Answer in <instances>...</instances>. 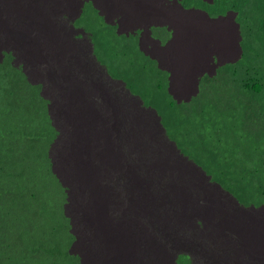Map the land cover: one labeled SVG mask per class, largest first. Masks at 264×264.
Segmentation results:
<instances>
[{
	"label": "rangeland",
	"instance_id": "obj_1",
	"mask_svg": "<svg viewBox=\"0 0 264 264\" xmlns=\"http://www.w3.org/2000/svg\"><path fill=\"white\" fill-rule=\"evenodd\" d=\"M7 1L12 3L13 5H9L8 3H6V5H3L6 6L7 9L0 6V55L1 56L2 54L10 55L13 65L22 67L24 73L27 75L29 79V82L33 84H38L41 87L42 95L48 100V108L50 107V111L53 116V119L60 120L61 123L62 119L60 118H62V116H59L57 114V110H61V109L54 110V100L52 95L56 97V99L59 98L58 101H61L62 94H63V98L65 96H67L68 98L69 94H71L72 92H75L76 94L81 96L80 91L82 90L80 89H84V87L88 83V79L86 78V76H84L79 71L76 72L77 68L75 61L72 58H70V56L76 54V57H84L81 56V54H83L84 51V46L82 45H84L85 43H89V39H85V35L81 34L82 32L78 34L79 30L76 27L74 28L72 27V24L75 22V17L67 18L68 16L67 17L63 16L66 15L67 10L70 13H74V10L81 7L82 1L80 0L45 1L48 4V7L54 6V10L53 11L48 10L46 4V8H45V11H47L46 13L43 12L44 9H41L38 12V14L41 15L39 18L32 17V19L35 20L38 19V24L35 27V33L32 32V36L35 40H37V42L36 41L31 42L32 36L30 37L25 36L24 38L22 36V38H20L18 33L20 24L18 21L20 20L22 21L24 18H26L27 10L34 8V6L36 7V4L34 3H37L39 0L38 1L7 0ZM211 1L213 0H209V1L205 0L203 3L201 0H189L188 5L193 3L196 7L204 8L205 10H207L208 14L211 15L214 12H216L215 5L214 4L211 6L209 5ZM184 3L187 4V2ZM16 21L18 22V24H16L17 23ZM28 23L29 26L32 25V21L30 19H28ZM76 25H80V23L76 22ZM227 25L231 27L232 33H234L236 36L235 38L233 37L230 38V40L233 39V43H232L233 49H231L233 54L231 55L232 56L236 55L237 57H239L238 34L236 33V28H235L236 25H238V22L231 23V20H228ZM70 29L72 33V38L74 39L72 44H71V39L69 37ZM76 33L78 34V36H76ZM140 34L142 36V33ZM131 35H133V38L129 42L132 48L130 52L131 53L130 55L132 57L131 64L136 62V64H138L137 65L138 67L141 65H148L149 64L148 60L143 57L141 50L138 48V44L135 40L136 38L135 34H131ZM166 35H168V33H163V37H165ZM60 46L62 47L59 48ZM202 56L205 55L202 54ZM46 58L53 59L56 62V64L60 67V70L51 73L49 76H47V74L45 73H42L41 70L42 63L45 67L47 66L48 61L45 60ZM125 58H126V66L130 65L128 64L129 56L127 57L125 56ZM38 60L42 61V63H35ZM122 64L112 68L116 75H124L125 71H124V66ZM141 70H142L141 72H145V69H141ZM147 74L153 83H157V82L161 83L162 81L163 83L167 82V76L163 72H157L153 74L151 71L147 70ZM106 83L107 80H103L101 82V88L97 89L94 92L95 99L93 103L97 102L100 99H103L107 105H111L110 103L107 102V98L109 96L105 86ZM180 85L183 90L190 87V84L185 81H181ZM229 86L231 92H233L235 85L232 82H229ZM56 90H59V92L56 93ZM161 95L164 96V94ZM195 97L199 102L198 100L199 95L196 94ZM166 98L167 97H165V99ZM197 101L194 100V103H196ZM98 105L99 104H93L90 106L89 104H87L86 106H83L81 99L79 97H74V95H71L69 98L68 110L70 112L74 109H85L86 111H92ZM202 105L203 102L200 100L199 111L197 113V123L199 126L204 127V131L205 133H207V135L208 134L210 135L214 131L215 126L210 122V120L206 121V118H204L205 111L202 109ZM174 110H175L174 108L169 109L171 113ZM138 116L139 114L136 112L132 117V119ZM182 118H183L182 114H179L178 119L182 120ZM77 122H78L77 118L74 116V114L69 113L66 119L67 125L70 126L73 123H77ZM85 122L86 120L82 119L78 127H81L80 129L85 128ZM134 122L137 125H139V123H137L135 119ZM155 124L157 123L153 120V118H146L144 132L141 127V131L144 133V136L142 138V141H144L143 147H140L135 142L130 141L129 142L130 146L126 147L124 150L120 152L117 151L116 146H111L109 151L97 157V161L93 163L91 169L89 168V170L85 172V174L79 176L77 172H74L70 174L69 175L70 177L68 178H65V176H63L62 178L59 179V181L62 184L65 183V185L68 187L67 189L69 192L74 190H84L85 195L91 198L92 201H94V204L91 203L90 206V208L92 209L91 211L92 217L85 218V220H83L79 216L81 203H78L77 201L70 206L71 200L73 199V193H70L69 200L65 202L64 207H65V211L68 213L67 215L69 216V222L71 224L72 232L79 234L80 237L82 238L89 239L84 234H86L88 228L91 227L94 230V234H96V236L100 235V237H107L110 240V244L108 245L106 244L102 245L100 244L99 241H92V244L94 245L92 244L85 245L86 249L84 251L82 249L83 240L74 241L72 244L73 246L72 250L76 254L81 255V259L84 264H93L98 259L101 260L99 253L97 252L99 251L98 249H104L105 251H108L110 253L123 252L121 237L117 234H114L112 236L108 228L112 223V220H117L122 225L124 224L129 225L125 227L129 231H134L137 235V239H135L134 242L135 241L139 242L146 239L145 236H142L141 226H144L145 229L146 220L149 219L146 218L143 213L141 212L139 213L137 211V200L141 198L143 191H145V193L148 195V193H151V190L153 189L150 188L147 182H144L141 186V189L143 191L138 188L118 187L117 185L124 178H127V176L121 172H119L118 174L116 171L117 169L121 170L124 161L127 160L132 154L135 155L139 154L140 150L143 153L145 152L147 157L150 158V150H152V146L155 144V138H156L154 134ZM135 129L133 135H131V138L132 136L133 137L135 136L134 138H137L138 136L137 127H135ZM76 131L79 132L78 130ZM246 133L247 130L243 128L242 130L243 137H245ZM106 135H107L108 143L105 144L108 145L109 143H113L114 140L118 137V134L116 132L109 133ZM253 136H254L253 133L247 134V138ZM70 141L72 140L69 138L68 135H66L65 137L63 136L61 138V143L63 144L64 147L67 145V149L69 150H70V145L67 142ZM96 144L97 142H94L88 148H92ZM131 145H134L136 147H133ZM256 145H262V159L264 160V136L260 138V141L256 142ZM107 158L112 160L116 170L111 164V162H108ZM196 160L204 167H207V171H209L210 173H212V171L217 167L216 161H214V158L212 156L209 157L208 163H206V160H204L202 157L196 158ZM218 171L221 175L225 173L226 168L224 167V165H221L218 168ZM176 176L177 177L179 176L177 181L174 179L177 187L174 193L168 192L167 194V203H169L170 205L174 204V208L172 211H169L170 209H167L166 219H170V220L182 219V216H185L186 224L184 225V227L187 228V226H189L190 224L191 227L195 231H197V221L191 222V219L195 218L194 215L197 214H198L197 218H200L199 215L204 214L205 207L202 205H198V209L194 207L191 212L188 211L190 207L194 204L192 199L189 197V195L186 198H184V193L188 194L184 186L188 183L190 179L189 173L187 169L180 167L176 173ZM99 195H101L102 199L105 201V204L102 203V199L99 200ZM169 198H172L173 202L170 201ZM103 205H105L106 207L103 208L102 211H98L97 206H103ZM257 213H259L262 217H264V210H258ZM206 214L204 215V217H206ZM222 219L223 221H227V220L232 222L238 221V224L232 227V232H236L237 235L242 234V237L240 238L239 242L236 245L232 246V248L229 251V255H227L225 251H222L221 253L218 252L209 253L211 251H209L207 247L210 245L211 240L213 239H210L211 237L209 238L206 237V240L200 241L198 240L199 238H197L196 240V237H200V235L204 233V230H202L201 232H198L197 235L195 236V245L198 247L197 251L190 252L191 257L193 259V264H237L236 263L237 260H241V258H238L235 252L236 251L235 248L238 246L237 249L238 254L241 255L246 251H251L252 248L257 243L256 239L254 238H249L248 240H246L245 234L250 233L254 230V229L251 230V228L258 227L257 228L258 231L264 229V228L260 229V225L264 224L260 218H258L257 216L251 218L248 215H246L244 212L243 213L238 212V209H236L235 212L232 213L231 215L226 214L225 216H223ZM89 223H92L91 224L92 226ZM178 228L179 229H175L173 231L167 232V235H165L162 225L161 226L154 225L153 230L150 233V238L154 241V243L156 241L162 242L164 244L166 251L165 253L162 254L160 251V255L162 256L156 257L155 256L157 254L156 246L158 244H153L151 246L152 249L148 252L146 260L143 261L141 264H147L148 257H151L148 264H174V261L177 258L178 254L186 253L187 250L185 249L184 245L191 239V236L188 235L185 231L181 230L180 227ZM67 238L68 235H66L63 238L64 240L62 241L65 242ZM261 238L264 239V233L261 235ZM219 242L220 240H214L211 246L215 247ZM149 243L150 241L147 240L142 242L140 245L141 246L145 245L146 247V245H148ZM201 247L203 249H207L208 252H206V250H203ZM62 249L65 250L66 248L62 247ZM200 249H202L204 253ZM218 254H224V256H218ZM182 257H184V255H182ZM136 259H137L136 255L130 254L126 257V260L129 263ZM135 264H140V262L137 261Z\"/></svg>",
	"mask_w": 264,
	"mask_h": 264
},
{
	"label": "clouds",
	"instance_id": "obj_2",
	"mask_svg": "<svg viewBox=\"0 0 264 264\" xmlns=\"http://www.w3.org/2000/svg\"><path fill=\"white\" fill-rule=\"evenodd\" d=\"M183 1L187 2V4L183 2V8L188 9L189 7L191 9H196L206 16L208 20L205 21L206 36H208L209 31L211 28H213V22L219 24L221 31L224 32L222 37L215 41L214 44L208 43L205 39L196 41L193 33L187 29L176 33H168V35H166L164 39L161 40L162 43L160 46L162 53L170 56V58L165 61V65L157 58L146 54L142 50L140 34H135V40L138 44V48L143 54V57L148 60L149 64L141 65L139 67L137 66L138 64H136V62L133 63L136 65L130 64L126 66L125 64H122L127 52L129 50L131 52L132 49L131 44L128 42L126 37L120 33L105 34L104 30L108 25L102 18L100 20V24L97 26H89L87 25V18L75 17L74 26L72 24V27H76L79 30L78 34L82 32L81 34L85 35V39H89V43L82 45L84 46V51L81 56H85L90 52L93 53L95 60L104 69V72L109 78L105 85L109 96L107 98V102L110 103L116 111L121 110L122 108H125L127 111L130 109L126 114L127 121L134 126L137 125L133 121L135 119V121L141 125L144 132L146 117L142 114L141 108L152 112L154 116L156 114L159 120L163 121V110L158 100L159 93L164 94V96L168 95V93L171 92V81L173 74L177 71L190 69V73L197 76L196 93L191 98L183 100L180 105H174L172 108L179 109L180 112H183L184 109L193 108L192 106H194L195 109L199 111V102L201 100L203 102L202 109L207 114L206 121L210 120V122L215 126V120L217 118L219 120L220 127L223 128V130H227V134L231 133L234 129L233 126L229 128L230 120H235V118H238L239 123L241 124V127L238 128V131H241L243 128H245L248 132V122L246 125V118L250 116L254 118L255 116L262 114L263 117L256 121L261 122V126L264 130V67L261 64L262 59H258L253 66L256 69V73L258 71V75H255L254 73L246 74L244 71L245 67L241 69V66H239L238 71H242L239 81L244 80L247 82V86H249L247 87L249 90L246 96L247 107L244 109L240 107L242 93L239 89L242 87H239V85L236 86L232 82L233 79L230 74L233 71L231 70L232 65L238 66L240 64L243 52L241 45L243 41L248 39L254 44L252 39L243 37V30H241V26L238 23L235 28L236 33L238 34L239 57L235 55V58V56L231 55L233 54L231 51V49H233V39L230 40V38H235L236 36L234 33H232L231 27L227 25V21L231 20V23L237 22L238 16L236 12L229 10L228 3L225 2L224 4L227 10L224 12V14L219 13V10L217 9L216 12L209 15L207 10L204 8L196 7L193 3L188 5L189 0ZM201 1L204 3L205 0ZM217 1L219 0H213L209 3V5L211 6L214 4L216 7ZM76 22H79L80 25H76ZM78 34L76 33V36H78ZM25 36L30 37L32 36V33L29 35L23 34V38ZM110 36L112 38L111 40ZM33 41L37 42V40H35L32 36L31 42ZM179 45H181V48L178 47ZM202 54L205 56H202ZM7 61L13 68L20 69L25 75V79H27L29 85L33 87L32 89H27L28 96L31 95V92L37 87L39 96L42 99L40 105L38 106H35L31 100L29 105L26 104L27 107L25 108V115L23 116L20 126L14 135L15 141L17 143L19 142L20 146H29L27 152H29L32 164L34 163L33 161L37 162L36 166L38 167L39 171L37 176L48 177L46 179V183H41L39 188L43 189L47 187L46 190L54 193L58 197V200L62 201L61 210L64 216L68 219L69 223V232L67 234L68 238L64 242L63 246L66 249L64 250L61 247V251L59 253H56V255H50L48 258H50L49 260H59L57 264H84L82 262L81 255L76 254L72 250V244L74 241L83 240L82 249L84 251L86 249L85 245L92 244V241H99L102 245H108L110 244V240L107 237H100V235L96 236V234H94V230L91 227H89L87 233L84 234L89 239L82 238L79 234L72 232L69 216L67 215L68 213L65 211L64 207L65 202L69 200L70 193H73V199L70 206L77 201L78 203H81L79 216L83 220H85V218L92 217V209L90 206L91 203L94 204V201L85 195L84 190H74L69 192L65 183L62 184L59 181L61 177L58 176V171L59 164H61V156H58L56 153V145L61 139L62 130H59L56 126L50 111V107L48 108V100L42 95L40 86L38 84L29 82V79L24 73L22 67L13 65L10 55H0V64L6 63ZM120 64L124 66V75H116L112 69L113 67ZM141 69H145V72H141ZM146 69L151 71L153 74L157 72H163L167 76V82L163 83L162 81L161 83H153L149 78ZM229 82H232L235 85L233 92L230 90ZM137 84H139L138 87H135ZM150 91L152 92V95H149ZM196 94L199 95V102L195 97ZM167 98L170 99L171 97L167 96ZM194 100L197 102L194 103ZM136 112L139 114V116L132 119ZM238 120H235L234 122L238 123ZM24 126H27V130L23 132V134L19 135V131ZM197 126L203 128V126H199L198 123ZM172 135L175 136L173 131ZM228 139L230 141H228ZM225 143L233 145L232 136L228 135L225 137ZM254 146L257 145L255 144ZM181 150L186 157L192 158V155L185 151V148L181 147ZM254 157H256V155H254ZM37 158H39V160H37ZM248 159L249 158L246 160ZM193 161L198 163L196 157H194ZM257 163L258 160L256 159V165ZM260 165V175L256 174L255 177H251L246 180V184L248 186V196L246 201L248 204L254 205L256 209H264V194L259 191L260 184H264V160L262 159V147L260 154ZM204 168L207 171V168ZM207 172L212 175V173L209 171ZM212 177L213 181L215 180V182H217V177L214 175H212ZM128 181L129 178H124L117 186L121 188L129 187ZM101 199L102 197L99 195V200ZM102 203L105 204L103 199ZM105 207V205L97 206V210L102 211ZM116 221L117 220H112V223L108 228L110 229L114 227V223ZM146 223L149 224V221L146 220ZM89 224L91 225L92 223ZM162 228L165 235H167L168 230L172 229L173 227L169 224L163 226ZM150 233L151 231L143 229L142 236H145L146 239L139 242H134V240L137 239V235H135L133 238L134 240H125V236L120 234L119 236L122 240L123 252L110 253L104 249H98L99 251L97 252L99 253L101 260L98 259L93 264H135L137 259L129 263L126 260V257L130 254L144 257L147 250L154 244V241L150 238ZM263 233L264 229L261 231L254 230L246 238V240L249 238H254L256 239L257 243L251 251H246L241 255L237 253L238 258H241V260H237V264H264V239L261 238ZM111 235L113 236L114 233L111 232ZM147 240H149L150 243L146 245V247L145 245H140L142 242ZM184 246L187 250L186 253L178 254L174 264H193V259L190 252H192V248L195 247V242L189 240ZM182 255H184V257H182ZM150 259L151 257H148L147 264L149 263Z\"/></svg>",
	"mask_w": 264,
	"mask_h": 264
},
{
	"label": "crops",
	"instance_id": "obj_3",
	"mask_svg": "<svg viewBox=\"0 0 264 264\" xmlns=\"http://www.w3.org/2000/svg\"><path fill=\"white\" fill-rule=\"evenodd\" d=\"M80 1H82L81 6L92 26L100 24L102 18L108 25L104 30L105 34L120 33L126 37L128 42L133 38L131 34L142 33V36L140 34L142 50L157 58L164 65L170 56L163 54L160 49L161 40L164 38L163 33H176L187 29L193 33L196 41L205 39L208 43L214 44L224 32L221 31L219 24L213 22V28L206 36L205 21H208L206 16L196 9L183 8V0ZM178 47L181 48V45ZM130 54L129 50L126 54V57L129 56L128 64L132 63ZM123 64L126 65V58L123 59ZM181 81L189 83L190 87L183 90L180 85ZM196 81L197 76L190 73V69L177 71L173 74L171 92L166 96L159 93L158 96L163 110V121H160L156 114L154 116L152 112L144 108H141V111L146 118H153L157 123L154 134L176 173L180 167L187 169L190 179L184 187L197 209L198 205L205 207L204 214H200V217L213 240H220L217 244L220 252L225 251L229 255L230 249L239 242L242 234L237 235L236 232H232V227L237 225L238 221H223V216L231 215L238 209V212H244L251 218L257 216L264 223V217L257 213L258 210L264 209H256L254 205H250L246 201L248 196L246 180L255 177L256 174L260 175L262 145L241 144L244 137L242 130L238 131V128L241 127L238 118H235L238 123H235V120H230L229 128L233 126L234 129L227 134V130L220 127L219 120L215 117V129L212 134L207 135L204 127L197 126L198 111L194 106L184 109L183 112L175 109L171 113L170 108L177 104L180 105L183 100L191 98L196 93ZM167 96L171 98L165 99ZM179 114H182V120L178 119ZM204 118H207L206 113ZM172 131L175 136L172 135ZM254 131L255 127L248 130L245 142L247 134L254 133ZM228 135L232 136L233 145L225 143V137ZM228 141L230 140L228 139ZM180 145L192 155V158L186 157L182 153ZM211 156L217 164V167L212 171V175L217 177V182L213 181L212 175L202 165L193 161L194 157H202L208 163ZM247 158L249 159L246 160ZM256 159L258 160L257 165ZM221 165H224L226 171L220 175L218 168ZM205 214L206 217H204ZM257 228H251V230H257ZM263 228L264 224L260 225V229ZM251 233L245 234V239ZM237 249L238 246L235 248L236 251L234 250L236 254L238 253Z\"/></svg>",
	"mask_w": 264,
	"mask_h": 264
},
{
	"label": "trees",
	"instance_id": "obj_4",
	"mask_svg": "<svg viewBox=\"0 0 264 264\" xmlns=\"http://www.w3.org/2000/svg\"><path fill=\"white\" fill-rule=\"evenodd\" d=\"M225 2L229 10L236 12L243 37L254 41V44L248 39L243 41L240 64L232 65L230 73L232 82L242 87L239 89L242 93L240 107L244 109L249 86L244 80L239 81L242 71L238 70L241 66V69L245 67L246 74L258 75L253 67L258 59H262L264 67V0H219L216 10L221 14L227 10ZM28 88L33 87L20 69L10 66L8 61L0 64V264H57L59 260L48 257L61 251L62 240L69 232L68 219L61 210L62 201L46 190L47 187L39 188L48 177L37 176V162L32 164L27 152L29 146H20L14 137L25 115L26 104L31 100L38 106L42 101L37 87L29 96ZM262 117L261 114L246 118L248 130L255 127V131L246 142L245 137L242 138V145H254L264 136L261 122L256 121ZM26 130L24 126L19 135ZM259 191L264 194L263 183Z\"/></svg>",
	"mask_w": 264,
	"mask_h": 264
},
{
	"label": "bare ground",
	"instance_id": "obj_5",
	"mask_svg": "<svg viewBox=\"0 0 264 264\" xmlns=\"http://www.w3.org/2000/svg\"><path fill=\"white\" fill-rule=\"evenodd\" d=\"M5 1L1 0L0 6L6 8V6H3L6 5V3H8L9 5H13L7 0ZM45 1L47 0L44 1L39 0L37 3H34L36 4V7L34 6V8L27 10L26 18H24L22 21L21 20L18 21L20 24L18 30L20 38H22L23 34L29 35L32 32L35 33V27L38 24V19L35 20L32 19V17L39 18L41 15L38 14V12L41 9H44V11L42 10L44 13L47 12L45 11L47 4ZM47 9L53 11L54 6L48 7L47 4ZM63 16L64 17L68 16L67 18L85 17L87 18V25L92 26L82 6L74 10V13H70L67 10L66 15ZM28 19L32 21L31 26H29ZM18 22L16 24H18ZM69 37L71 39V44H72L74 39L72 38L71 29L69 31ZM61 47L62 46H60L59 48ZM75 57L76 54L70 56V58H72L75 61L77 68L76 72L79 71L88 79V83L86 84L84 89H80L82 90L80 91L81 96H79L75 92H72L71 94L68 93L69 94L68 98L67 96L63 98V94H62L61 101H58L59 98L56 99V97L52 95L54 100V110L61 109V110H57V114L59 116H62V118H60L62 119V122L60 123V120H54L58 129L62 130L61 138L63 136L65 137L66 135H68L69 138L72 140L70 142H67L70 145V150L67 149V145L65 147L63 146V144L61 143V139L56 145V153L58 156H61V164H59V171H58V176L61 178L63 176H65V178H68L70 177L69 175L74 172H77L79 176L85 174V172H87L89 168L91 169L93 163L97 161V157L109 151L111 146H116L117 151L120 152L124 150L126 147L130 146L129 144L130 141L135 142L140 147L144 146V141H142L144 133L141 131V125L133 126L126 119L127 117L126 114L130 109H128L127 111L125 110V108H122L121 110L116 111L112 105H107L103 99H100L97 102L93 103L95 99L94 92L97 89L101 88V82L103 80H107V81L109 80L108 76L104 72V69L95 60L93 53L91 52L87 53L84 57L81 58L80 57L75 58ZM45 60L48 61L46 67L43 65L42 61L40 60L35 62V63H42L41 66L42 73H45L47 74V76H49L51 73L60 70V67L56 64V62L53 59L46 58ZM58 92L59 90H56V93ZM71 95H74V97H79L81 99L83 106H86L87 104H89L90 106L93 104H99V105L96 106L92 111H86L85 109H74L70 112L68 110V107H69V98ZM69 113H73L78 121L77 123H73L70 126L67 125L66 123V119ZM82 119L86 120L85 128L80 129L81 127L78 126ZM135 127H137L138 129V136L137 138H134L135 136L134 137L132 136V138H134L132 139L131 135H133ZM76 130H78L79 132H77ZM113 132H116L118 134V137L114 140L113 143H109V145L105 144L108 143L106 134ZM94 142H97V144L92 148H88ZM131 146L136 147L134 145ZM107 159L108 162H111V164L115 168V165L113 164L112 160L109 158ZM116 172L118 174L119 172H121L125 174L127 178H129L128 186L131 188H138L142 190L141 189L142 184L144 182H147L150 188L153 189L151 190V193H148V195L145 193V191L142 190L143 193L141 195V198L137 200V211L139 213L140 212L143 213L144 216L149 219L148 220L149 224L145 223V229L144 226H141V230L144 229V230L152 231L154 225H158V226L162 225L163 227L165 225L170 224L172 225L173 228L169 229L168 232L173 231L175 229H179L178 227H180L181 230L185 231L188 235L191 236L190 239L191 241L195 242V236L197 235L198 232H201L202 230H204V233H202L200 237H196V240L197 238H199L198 240L200 241L206 240V237L208 238L211 237L210 239H213L207 227L205 226L203 220L201 219L200 215H199L200 218H197L198 214L194 215L195 218L191 219V222L197 221V231H195L190 224L189 226H187V228L184 227V225L186 224L185 216H182V219H175V220L166 219L167 209H170L169 211H172L174 208V204L170 205L169 203H167V194L168 192L174 193L177 187L174 179L177 181L179 177L176 176V171L174 170L171 162L169 161L167 155L165 154L157 138H155V144L152 146V150H150V158L147 157L145 152L143 153L140 150L139 154L137 155L132 154L127 160H125L123 166L121 167V170L117 169ZM188 195L189 194L184 193V198H186ZM169 199L170 201L173 202L172 198ZM194 207L196 206L193 204L188 211L191 212ZM125 226H129V225L127 224L122 225L120 224L119 221H116L114 223V227L110 228L109 230L110 232H113L114 234L117 235L123 234L125 236V240H134L133 238L135 237L136 233L134 231H129ZM213 242L214 240H211L210 245L207 247V249L211 251L209 253H213V252L221 253L217 245L215 247L211 246ZM154 244H158L156 246L157 254L155 256L156 257L162 256L160 255V251L161 254L165 253L166 251L164 244L159 241H156ZM197 248L198 247L195 245V247L192 248V252H196ZM151 249L152 247H150L147 250L144 257L136 256L137 261H139L140 264L146 260L148 252ZM202 249L200 250L201 251L206 250V252H208L207 249H203V250ZM218 256H222V254H218Z\"/></svg>",
	"mask_w": 264,
	"mask_h": 264
}]
</instances>
